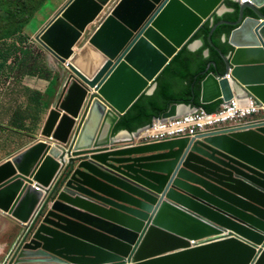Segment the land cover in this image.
<instances>
[{
  "label": "water",
  "instance_id": "95a60500",
  "mask_svg": "<svg viewBox=\"0 0 264 264\" xmlns=\"http://www.w3.org/2000/svg\"><path fill=\"white\" fill-rule=\"evenodd\" d=\"M226 1L119 0L77 53L112 0H69L37 35L68 71L40 138L0 164V211L24 227L0 264H264V111L154 142L134 143L146 126L113 131L206 21L233 12ZM229 1L236 19L207 36L222 71L208 62L199 101L264 105V0ZM221 25L226 54L211 41ZM190 108L173 101L160 118Z\"/></svg>",
  "mask_w": 264,
  "mask_h": 264
},
{
  "label": "trees",
  "instance_id": "16d2710c",
  "mask_svg": "<svg viewBox=\"0 0 264 264\" xmlns=\"http://www.w3.org/2000/svg\"><path fill=\"white\" fill-rule=\"evenodd\" d=\"M47 2L48 0H0V75L5 71H10L9 77L13 79V85L11 84L13 88L17 82L19 83V81L16 82L15 74L19 76L20 83L30 75L47 80L53 78V75L49 73L50 69L47 67L44 51L30 42V35L27 33L28 25ZM225 5L233 12L224 13L220 17L213 15L212 21H206L198 29L190 42L200 40L202 46L195 51H190L185 46L173 56L157 76V86L154 91L139 96L118 119L113 129L114 132L121 129L133 132L142 126L149 125L154 118L160 117L173 101L201 107L208 112L217 110L221 100L201 104L199 94L200 81L205 76L202 71L208 62L215 61L218 69L222 71L221 57L209 46L207 36L215 23L221 20L234 21L236 19L237 4L227 0ZM260 12L264 14V7L260 9ZM246 16H252V13L246 11ZM231 30L232 27L221 25L211 35L212 43L224 54L229 48L221 41V38L223 35L228 36ZM204 50H208V56H203ZM45 69L49 74L45 72ZM0 81L4 82L1 78ZM23 88L25 92L30 91L35 94V96L28 95V98L30 103L33 102L37 106V114L33 116V119L35 127L36 124L38 127L42 122V110L40 109L45 107L44 94L39 90H32L29 86Z\"/></svg>",
  "mask_w": 264,
  "mask_h": 264
},
{
  "label": "rangeland",
  "instance_id": "374dc122",
  "mask_svg": "<svg viewBox=\"0 0 264 264\" xmlns=\"http://www.w3.org/2000/svg\"><path fill=\"white\" fill-rule=\"evenodd\" d=\"M68 1L69 0H48L46 5L37 13L36 17L27 27V33L30 35L29 38L31 39L30 42L37 45V48L41 51H44L47 67L50 69V71H48L53 75V78L47 80L38 76L34 78L30 75L28 79H35L34 81H26L24 78L20 83L19 76L15 74L14 77L16 76V82L19 81V83L17 82V85L13 88L11 86L13 79L9 77L11 75L9 74L10 71H5L0 75V78L4 80V82L0 81V154L2 155L4 152L13 153L17 151L21 147L32 142L36 135H39L40 126L37 127L36 124L35 127L33 119V116L37 114V106L33 102L30 103L28 98V95L35 96V94L30 91L28 93L25 92L23 87L29 86L32 90H39L44 94L43 102L45 103V107L40 109L42 110L41 116L43 118L48 111L50 112L59 91L61 82L58 78L62 73L68 71L65 64L61 63L57 58L54 59V57L36 41L37 35L66 6ZM118 1L119 0H112L99 19L94 24L90 25L84 38L76 48V50H78L76 51L77 53H79L81 49H86V51H88L89 48L85 46L88 37L106 18ZM45 72L49 74L46 69ZM38 81L42 82L39 83ZM41 106H43V104ZM1 223L2 220L0 219V227ZM9 234L10 231H7V235ZM3 236L0 233V242L8 240L7 237Z\"/></svg>",
  "mask_w": 264,
  "mask_h": 264
},
{
  "label": "built area",
  "instance_id": "2783aa9c",
  "mask_svg": "<svg viewBox=\"0 0 264 264\" xmlns=\"http://www.w3.org/2000/svg\"><path fill=\"white\" fill-rule=\"evenodd\" d=\"M264 111V105L251 96H234L220 103L217 110L208 112L201 107H192L186 113L155 118L142 130L143 142H154L200 132L216 131L248 124Z\"/></svg>",
  "mask_w": 264,
  "mask_h": 264
},
{
  "label": "crops",
  "instance_id": "0c3cea01",
  "mask_svg": "<svg viewBox=\"0 0 264 264\" xmlns=\"http://www.w3.org/2000/svg\"><path fill=\"white\" fill-rule=\"evenodd\" d=\"M201 46H202V42L200 44L195 45L194 50H190V51L198 50ZM207 56H208V54H207ZM54 59H56V58L54 57ZM29 77L25 78V80L26 81H34L35 80V79H28ZM33 77L36 78L35 76H33ZM38 82L41 83L42 81H38ZM60 86H61V84H60ZM60 86H59V89H60ZM156 86H157V82L155 84V88H156ZM238 96L243 97V96H246V95L244 93H240V95H238ZM48 114H49V111L47 112V114H45V117L42 118V122L39 125L40 126L39 135H36L35 139H33L32 142H30L29 144H26L25 146L21 147L20 149H18L17 151H15L13 153L4 152L3 155L0 154V164L3 163L4 161H6L8 158H11L15 154H17V153L21 152L22 150L26 149L28 146H30L31 144H33L34 142H36L39 139L40 132H41V130H42V128H43V126H44V124L46 122ZM142 130L137 133V136H135V138H134V143L135 144L141 143V142L144 141V139L142 137L140 138V136L142 134ZM118 137L127 138L128 135L125 132L121 131L118 134ZM0 219L2 220L1 227H0V233L2 234V236L4 235L3 237H7V239H8L6 241L0 242V263H2V262H4L5 260L8 259L9 255H10L13 247L15 246L16 242L18 241V239H19L24 227L22 226V224L19 221H17L16 219L8 216L7 214H5V213H3L1 211H0ZM7 231L8 232L10 231L9 235H7Z\"/></svg>",
  "mask_w": 264,
  "mask_h": 264
},
{
  "label": "clouds",
  "instance_id": "9594fccd",
  "mask_svg": "<svg viewBox=\"0 0 264 264\" xmlns=\"http://www.w3.org/2000/svg\"><path fill=\"white\" fill-rule=\"evenodd\" d=\"M243 3H246V2H243ZM199 41H200V40H199ZM44 49H45V48H44ZM45 50H46V49H45ZM204 51H205V50H204ZM47 52H48V51H47ZM48 53H49V52H48ZM49 54H50V53H49ZM53 57H54V56H53ZM55 58H56V57H55ZM61 76H62V75H61ZM61 76H60L58 79L61 81V86H62L63 80L61 79ZM61 86H60V87H61ZM246 96H247V95H246ZM254 99H255V98H254ZM221 102H222V101H221ZM192 107H196V106H191V108H192ZM157 118H160V117H157ZM154 119H155V118H154ZM145 126H147V125H145ZM142 127H144V126H142ZM135 131H136V130H135ZM39 138H40V137H39ZM31 145H32V144H31ZM28 147H29V146H28ZM22 151H23V150H22ZM9 257H10V255H9ZM9 257H8V258H9ZM2 263H3V262H2Z\"/></svg>",
  "mask_w": 264,
  "mask_h": 264
},
{
  "label": "bare ground",
  "instance_id": "6f19581e",
  "mask_svg": "<svg viewBox=\"0 0 264 264\" xmlns=\"http://www.w3.org/2000/svg\"><path fill=\"white\" fill-rule=\"evenodd\" d=\"M84 48H85V47H84ZM69 62H71V63H72V61H70V60H69Z\"/></svg>",
  "mask_w": 264,
  "mask_h": 264
}]
</instances>
